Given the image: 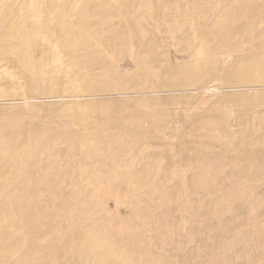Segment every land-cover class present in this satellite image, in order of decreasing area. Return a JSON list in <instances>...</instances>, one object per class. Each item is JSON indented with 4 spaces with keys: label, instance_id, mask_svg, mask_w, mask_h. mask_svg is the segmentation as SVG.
I'll return each mask as SVG.
<instances>
[{
    "label": "rangeland",
    "instance_id": "374dc122",
    "mask_svg": "<svg viewBox=\"0 0 264 264\" xmlns=\"http://www.w3.org/2000/svg\"><path fill=\"white\" fill-rule=\"evenodd\" d=\"M127 1V9L122 12L111 8V14L105 10L96 11V16L86 15L80 33L101 41L114 56L130 42L135 48L146 47L141 44L143 39L153 43L146 57L155 59L159 53L154 52L163 49L169 52L173 66L188 63V59L191 62L192 58L186 52L180 53L183 45L159 43L169 28L178 32L177 39L188 40V50L200 51L203 43L191 46L188 37L181 38V33H191V26L185 23L183 11L181 14L175 10L176 6L162 13L155 0ZM177 1H186L199 12L198 6L204 2L172 3ZM199 12L195 13L198 27L194 28L202 32L204 21L214 17L208 15L203 20ZM231 15L224 16L226 22ZM212 40L210 59L226 57L227 49L221 47V53L212 55L219 41ZM251 52L248 49L243 54ZM34 56L38 58L39 54ZM225 62L223 57L217 63ZM125 63L133 70L124 77L126 84L140 85L142 94L100 103L109 111L125 113L134 127L147 130L148 134L141 137L143 143L125 147L126 153L118 150L112 163L101 155L82 153L64 128L53 127L40 140L58 153L37 161L36 166L23 157L12 169L3 165L11 159L0 158V174L10 171L6 175L10 185L14 178H26L29 183L26 190L16 184L10 187L9 194L0 196L9 213L16 215L20 230L16 237L20 247L0 264L20 260L28 264H264V139H249L250 134L264 132V124L256 119L258 113L264 115V110L253 104L262 94L250 91L240 99L241 91H237L231 99L223 91L206 97L197 90L184 95L160 92L164 84L172 81L171 76L141 73L136 77L135 71L144 65ZM186 70L182 78L189 79ZM194 80L193 83L198 81ZM27 84L30 88L38 86ZM45 101L42 104L58 103ZM100 103L89 104L90 111ZM177 109L180 113L175 115ZM51 112L54 111L43 114ZM210 115L221 121L223 130L235 131L233 138L199 148L183 146L181 140L186 137L182 135L189 131L188 126L194 129V118ZM165 126L163 134L158 133ZM110 165L115 167V173H107ZM136 169H146L149 174L143 177ZM87 235L106 240L108 247L78 255V244Z\"/></svg>",
    "mask_w": 264,
    "mask_h": 264
},
{
    "label": "bare ground",
    "instance_id": "6f19581e",
    "mask_svg": "<svg viewBox=\"0 0 264 264\" xmlns=\"http://www.w3.org/2000/svg\"><path fill=\"white\" fill-rule=\"evenodd\" d=\"M172 1L155 0V5L162 13L175 6L176 11L181 14L183 11L191 33H181V38L188 37L191 46L196 42L203 43L200 51L192 52L187 49L188 40L177 39L178 32L175 34V30L169 28L166 34L161 35L159 43L183 45L185 48L180 53L186 52L188 58H192L191 62L188 59V63L185 61L174 66L170 63L169 52L163 49L154 52L159 53L155 59L146 57L145 53H150L147 48L153 43L147 44L142 38L141 44L146 47L135 48V44L130 42L123 51L117 50L114 56L102 46L101 41L91 38L90 34L80 33L86 15L96 16L93 15L96 11L108 12L111 8L122 12L127 9V0H0V158L11 159L3 165L16 169L19 159L25 157L27 163L36 166L37 161L58 153L40 140L46 130L53 127L64 128L82 153L101 155L112 163L118 150L123 149L126 153L125 147L140 146L143 143L141 137L148 131L131 125L124 117L125 113L109 111L100 103L114 97L142 94L139 84H126L124 77L133 70L126 66L125 61L144 65L143 69L135 71L133 76L136 77L141 73L171 76L172 81L164 84L160 92L184 95L197 90L206 97L223 91L228 93L227 98L232 99L237 91H241L239 98L244 99L248 92L253 91L254 94H262L253 104L264 110V0H204L198 6L200 12L199 9L194 11L186 1H177L178 4ZM198 12L202 13L203 20L208 15L214 17L204 21L202 32L194 28V17ZM229 13L231 18L226 22L224 16ZM221 33H225L224 37H219ZM212 39L219 40L212 55L216 56L221 53V48H226V57L210 59L209 43ZM117 47L122 48L123 45L118 44ZM248 49H252L251 54L244 55ZM35 53L39 54L38 58ZM199 55L201 60H198ZM223 57L226 62L217 63ZM185 69L190 74L189 79L182 78ZM194 79L198 81L193 83ZM93 80L102 83L93 84ZM27 83L38 86L30 88ZM194 85L196 88L192 87ZM42 100H56L58 103L46 105ZM94 102L100 105L90 111L89 104ZM48 110L54 112L43 114ZM179 113L177 109L174 114ZM256 119L264 124V115L258 113ZM194 121V129L188 126L186 129L189 131L182 135L186 139L181 140V144L187 149L229 141L235 135L232 129L223 130L220 127L223 124L215 116H196ZM166 129L165 126L158 133L163 134ZM255 136L264 139V132L250 134L249 139L256 140ZM111 142L115 144L111 145ZM225 150L234 151L228 147ZM145 170L136 169L137 174L143 177L149 174ZM111 171L115 173L112 165L107 168V173ZM6 179L8 176L0 179V196L9 194L10 187L16 184H21L25 190L28 188L26 178H14L12 185ZM15 218L16 215L10 214L4 202L0 201V261L6 260L15 248L20 247V241L16 239L20 230ZM108 245L106 240L87 235L78 244V255L82 251L100 252ZM105 256L108 258L107 253ZM13 264L28 263L20 260Z\"/></svg>",
    "mask_w": 264,
    "mask_h": 264
}]
</instances>
